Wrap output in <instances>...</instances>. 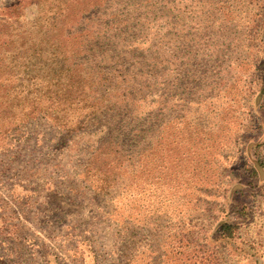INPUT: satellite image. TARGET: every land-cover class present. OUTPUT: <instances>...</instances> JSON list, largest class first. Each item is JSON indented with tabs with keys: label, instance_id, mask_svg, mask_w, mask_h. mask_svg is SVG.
<instances>
[{
	"label": "trees",
	"instance_id": "16d2710c",
	"mask_svg": "<svg viewBox=\"0 0 264 264\" xmlns=\"http://www.w3.org/2000/svg\"><path fill=\"white\" fill-rule=\"evenodd\" d=\"M239 1L0 5V132L34 118L63 134L105 129L77 177L88 186L100 217L117 229L111 264H212L213 253L206 256L196 244L206 236L189 212L200 193L184 191L196 190L206 173L202 167L222 160L225 143L237 137L244 141L241 169L258 181L264 174V141L243 136L245 117L264 133V55L251 60L248 85L238 86L240 77L230 74L241 66L240 37L247 32ZM31 4L38 10L35 27L25 19ZM253 22L250 31L264 53V12ZM12 42L21 44V52L5 55L2 45ZM215 43L225 55L214 58L207 47L193 46ZM232 78L237 86L226 88ZM236 229L227 220L215 226L225 240ZM42 248V264H57L49 247ZM78 255L81 264H99L91 247H80ZM0 264H7L2 255Z\"/></svg>",
	"mask_w": 264,
	"mask_h": 264
},
{
	"label": "rangeland",
	"instance_id": "374dc122",
	"mask_svg": "<svg viewBox=\"0 0 264 264\" xmlns=\"http://www.w3.org/2000/svg\"><path fill=\"white\" fill-rule=\"evenodd\" d=\"M8 1L0 0V5ZM238 3L245 9L247 32L240 37L241 66L230 74L239 76L238 86L244 87L251 80V60L254 63L264 55L255 45L254 30L250 31L251 23L264 12V0ZM203 6L207 8L209 4ZM251 6L249 15L247 9ZM37 17L36 5H28L25 8L28 25L35 27ZM187 19L180 21L184 24ZM195 22L193 19L192 24ZM172 32L174 37L182 35L178 29ZM193 46L207 47L214 58L220 57V53L225 55L216 43ZM172 48L175 56L174 44ZM1 49L5 55H17L21 44L6 43ZM234 80L224 86L236 87ZM249 118L244 119L243 136L253 135L254 140L264 141V133L254 129ZM63 133L41 118H34L10 133L0 132V255L7 264H42V245L49 247L46 251L54 254L57 264H81L80 247H91L99 264H111L115 259L117 229L100 217V208L92 200L88 186L77 177V170L97 147L105 129ZM242 140L237 137L235 142L225 143L223 159L209 160L202 167L206 173L196 190L184 191L191 195L200 193V197L191 201L189 212L206 236V242L198 237L196 244L206 256L213 253L212 264H264V174L258 181L241 169L246 163L241 152ZM202 184L207 186L202 188L206 195L202 193ZM220 220L237 224L235 237L218 238L215 226Z\"/></svg>",
	"mask_w": 264,
	"mask_h": 264
}]
</instances>
